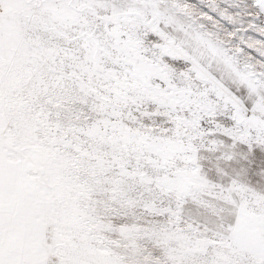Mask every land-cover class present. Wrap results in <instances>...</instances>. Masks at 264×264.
<instances>
[{
	"label": "snow or ice",
	"instance_id": "obj_1",
	"mask_svg": "<svg viewBox=\"0 0 264 264\" xmlns=\"http://www.w3.org/2000/svg\"><path fill=\"white\" fill-rule=\"evenodd\" d=\"M0 264H264V0H0Z\"/></svg>",
	"mask_w": 264,
	"mask_h": 264
}]
</instances>
